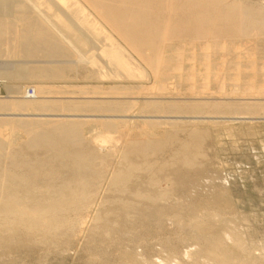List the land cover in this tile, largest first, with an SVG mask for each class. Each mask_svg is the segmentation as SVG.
I'll list each match as a JSON object with an SVG mask.
<instances>
[{"label":"bare ground","instance_id":"obj_1","mask_svg":"<svg viewBox=\"0 0 264 264\" xmlns=\"http://www.w3.org/2000/svg\"><path fill=\"white\" fill-rule=\"evenodd\" d=\"M13 13V20L5 18ZM7 30H14L15 47L18 46L19 54L23 52L26 57L36 55L37 48L42 49L40 52L44 51L47 57H59V64L68 62L65 68L70 69L73 64L96 66L101 77L109 73L106 71L108 65L122 70L126 78L134 77L138 72L145 73L148 66L162 91H167V79L174 76L167 72L183 69L182 64L172 66V61L179 63L191 54L194 62L203 54L196 49L201 41H213L220 45L221 51L230 54L233 52L231 45L219 44V40L238 39L240 43L234 52L238 58L248 57L249 65L234 61L232 69L243 74L244 66L258 72L260 69L253 52L245 50V44L264 30V6H254L246 0H0V41ZM208 42L203 43L202 48L208 49L212 43ZM175 43H186L191 48H174ZM80 44L90 47L85 50ZM207 51L204 58L211 54ZM72 54L76 56L73 59L70 58ZM101 55L107 57L102 64ZM141 61L147 66L144 67ZM27 62L22 60L14 65L13 72L5 73H14L16 78L25 75L54 77L61 75L64 68L59 64L34 68ZM204 64L205 70L212 69L211 64ZM115 70L117 75L119 72ZM191 72L180 73L179 79L193 80L198 70ZM253 84L245 91L254 94L251 91L256 88L257 94L264 92V84L262 87ZM117 87L109 91L79 88L80 94H96L84 96L87 99H71L74 96L41 99L44 87L43 90L35 88L36 97L40 99L13 98L16 95L12 93L20 90L11 87L8 91L10 99H0V114L12 115L11 118L0 116L1 246L26 239L37 243L51 240L59 243L60 237L69 239L80 235L78 232L87 221H91L92 235L98 232L105 236L118 235L126 233L129 225L137 221L163 216L167 206L178 208L182 202L177 192L184 183V174L191 173L194 177L208 170L207 160H211L207 151L210 143L206 142L212 137L209 128L191 122L189 125L192 126L188 128L179 117H184L183 113L264 114V102L158 100L151 99V93L147 95L150 100H141L139 98L143 96L138 94H147L144 85H139L140 89L136 91L131 89L132 86H129L131 90L123 87L125 91ZM189 87L194 91L196 85L193 82ZM113 93L126 94L123 96L130 98L131 94L136 96L133 99H108L115 97L111 96ZM193 94L200 95L201 92ZM96 97L108 100L93 99ZM190 117L204 118L200 120L202 123L210 121L205 119L209 116ZM164 125H170L171 129ZM179 130L185 131V137L179 136ZM168 148L171 153L166 157L164 151ZM24 236L28 238L23 239ZM236 241L237 246H242L239 238ZM185 254L190 257V253L185 251ZM207 256L217 264H230L227 252L213 250L208 251ZM156 261L150 260L149 264H158ZM159 264L170 263L161 260Z\"/></svg>","mask_w":264,"mask_h":264},{"label":"rangeland","instance_id":"obj_2","mask_svg":"<svg viewBox=\"0 0 264 264\" xmlns=\"http://www.w3.org/2000/svg\"><path fill=\"white\" fill-rule=\"evenodd\" d=\"M246 1L254 6H264V0ZM14 17L15 13L5 18L13 20ZM54 18L58 19L57 17ZM11 31H5V33L1 35L4 39L1 38L3 41H0V99H10L9 95L11 93L8 91H10L11 87L16 88L18 91L20 90V92L12 93L16 95L13 98L40 99L41 97V99H70L74 96L71 99L77 97V99H81V97L87 99L88 97L86 98L84 96H95L96 94H80L78 93L79 88L86 87L88 91L101 88L100 90L102 91H109L110 88L116 90L115 87L121 84L120 87H117L120 91H125L124 89L127 90V88L130 89L131 86V89L134 88L133 90L136 91L140 89V87H138L139 85H144L146 87H144V92L147 91V94H138L139 96H143L139 98L141 100H150L147 95L151 93L150 95L152 96L149 95L151 99L158 100H219V102L237 103L264 102V92L262 94H257L256 88L251 91V93L253 92L254 94H249L247 92V89L251 87L253 82L254 84L252 86L254 87H262L264 84V70L261 69L262 66V68H264V30H260L262 33H259V36L257 33L254 39L252 38L249 41L246 40L247 43L243 41L246 43L245 46L247 47L245 50L249 49L250 52H253V54H251L256 60L257 67L260 69L258 72L254 73L250 68L247 69L244 67L246 64L249 65L248 57H237L234 50L239 46L240 41H238V39H232L233 41L220 39V42L218 41L219 44H223L224 42L225 44L231 45L233 52L230 54L221 51L219 49L220 45H217V43L213 41H210L212 43L207 41L211 46H209V48L207 47L208 49H204L202 48L203 43L207 42L201 41V44L200 42L197 43L198 47L196 49L203 54L197 57L194 62L193 59L191 60V54L188 55V58L186 56V58L179 60V63H177L178 60H175V62L172 61V66L182 64L183 69H171L167 72L174 73L172 74L174 75L172 76L173 78L167 79V91H162L159 87L160 85H158L159 83L156 81L153 71L151 72V68L149 69L142 61L141 64L144 67L147 66L146 68L148 69L145 68V73L140 74V72L137 71L139 74L136 73L134 77L126 78L122 70H115V68H112V65H108L107 70L106 68L104 70L109 71V73H105L106 76L102 74L103 76L101 77L99 76V71L96 66L91 68L89 64H87L89 67L86 64H77L79 66L73 64L74 68L76 67L75 70L73 65L70 69L68 67L65 68V66H68V62L59 64L60 61L57 59L59 57L56 59L50 58L49 56L47 57L43 53L44 51L40 52L42 49L37 48L36 55L32 57H26L23 52L19 54V50L21 49L18 48L17 50L18 46L16 45L17 47H15L16 43L14 41L16 33L13 32L14 30ZM103 42L105 41L103 40ZM185 44L186 43H175L174 48H191V45ZM83 45L84 44H80L82 48L85 46V50L90 47V45ZM37 50L40 52V55H37L39 53ZM206 51H210V58H204V53ZM75 57L76 56L72 54L70 58L73 59ZM104 57L107 58L103 55L100 56L101 64L105 60ZM206 59L210 61L207 62ZM22 60H28V65L34 68L50 67L53 64H59L61 66L63 65L65 70L63 68L62 74L54 77L25 75L22 78H16L13 75L14 73H5L13 72L14 65L20 63ZM181 61L182 63H180ZM234 61H243L242 63L244 66L242 67L243 69H241L245 70V72L242 71L243 74L237 73V70L232 69L235 65ZM105 62L106 60L104 63ZM203 62L208 64L213 62L210 65L212 69L205 70L206 65ZM194 63L195 65L193 67ZM213 64L216 65L213 66ZM69 65H71V63H69ZM192 67L194 70L197 69L198 72H201H197L194 79H190L191 81H189V79L187 80L186 77L180 78L181 81H179L180 73H190L191 70V73H193L194 70ZM114 70L119 72H117L119 77L114 73ZM209 70L210 72L206 73ZM213 70H215V72ZM110 74L112 77H110ZM121 74L122 77L120 76ZM236 78H238V80H235ZM192 81L196 85L194 91L189 90V86L193 83ZM222 84H224L223 89L220 87ZM247 85L249 86L247 87ZM125 86H127V88ZM29 87H33L34 89L36 87H41V89L44 87L45 90L42 89L43 91L40 93V97H36L38 95L37 93L34 97L30 98L27 97L26 92H24ZM159 89H161V91H159ZM63 91L65 92L62 93ZM195 91L201 92V94H193ZM202 91H205L206 94ZM247 93L249 94L248 97ZM123 95L125 96L126 94ZM123 95L113 93L111 96L115 97L107 98L133 99L136 96V94H131L129 96H132V98H130L124 97ZM107 98L96 97L93 99L108 100ZM84 113L95 114L96 112ZM255 114L256 116L259 115L254 117ZM255 114L183 113L182 115L185 116L179 117L182 121L184 120L183 123L188 124V128L192 126V124L209 128L212 137L209 136L210 138L206 141L208 144L210 143L207 149L210 154L208 158L211 159L207 160V165L209 167L207 165L206 167L208 170L201 171L194 177L191 176V173L184 174L182 177L184 183L178 190L179 192H177L179 201H182L178 205V208H170V206H167L163 216L153 220L137 221L135 224L129 225L126 233L122 232L118 233V235L117 233L106 235L109 237H106L103 232L92 235L90 233L89 224L91 221L89 223L87 221L83 229L81 228L78 232V234L81 233L80 235L72 236L69 239L65 237L62 239L63 237H60L61 241L58 237L57 240H59V243L55 239L57 243L51 240V242L47 241V243H37L33 241V244L31 240L26 239L29 241L23 240L14 244L10 243L11 245H7L9 242L4 243L8 247H4V244L1 246L0 244V264H134V262L135 264H149L150 260H157L158 262H156L158 264L161 260H168L170 264H173L174 261H176L174 264L178 262L183 264H210V262L211 264H217V262L212 261L207 256V252L213 250L227 252L230 264H264V118H262L264 114L260 112ZM191 115L209 116L205 119L210 121L202 123L200 120L204 118L190 117ZM260 115L261 118L259 117ZM0 116H5V118L12 117V115L7 114H0ZM29 116L40 115L30 114ZM214 121H217V123ZM181 122H179V124H181ZM190 122L192 123L191 125H189ZM185 124H183L184 127ZM164 126L171 129L170 125ZM159 130H162V128H159ZM178 134L182 138L185 137V131L183 130H179ZM211 138H213V140ZM170 153L169 148L164 151L166 157H169ZM235 237L239 238V241H242V246H237ZM25 238L28 237L24 236L23 239ZM185 251L192 256L189 254L190 257L188 258ZM140 256H143V258ZM140 259H143V261L146 260L144 263H141L143 261Z\"/></svg>","mask_w":264,"mask_h":264},{"label":"built area","instance_id":"obj_3","mask_svg":"<svg viewBox=\"0 0 264 264\" xmlns=\"http://www.w3.org/2000/svg\"><path fill=\"white\" fill-rule=\"evenodd\" d=\"M27 97H34L35 96V89L33 87H29L26 90Z\"/></svg>","mask_w":264,"mask_h":264}]
</instances>
